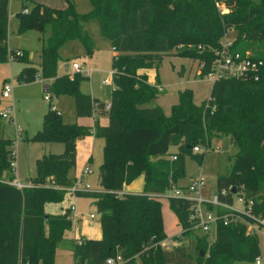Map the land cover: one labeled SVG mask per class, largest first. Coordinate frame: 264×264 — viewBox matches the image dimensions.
I'll return each instance as SVG.
<instances>
[{
  "label": "trees",
  "instance_id": "16d2710c",
  "mask_svg": "<svg viewBox=\"0 0 264 264\" xmlns=\"http://www.w3.org/2000/svg\"><path fill=\"white\" fill-rule=\"evenodd\" d=\"M32 4L27 14L18 12L19 31L38 29L43 35L40 51V77L52 80L43 86L50 96L73 97L76 117H89L102 102L79 90L88 75L80 72L57 73L60 49L74 41L92 52L84 23L97 19L102 36L110 42L112 55L110 109L107 123L92 126L65 123L53 106L43 116L42 127L29 141L63 144L60 154H49L36 161L34 186L17 189L0 182V264H54L58 244L71 230L68 210L46 214L45 205L59 203L65 192L53 186H70L76 167V142L87 136L104 140L99 167L102 190L77 192L76 197L94 200L100 215L101 238H81L72 242L73 264H104L105 258L119 253L122 264H233L259 257L256 235L247 234L242 222L218 225L213 241L206 235L194 236L189 220L192 201L168 198L171 210L192 234L194 250L180 245L163 249L159 242L163 228L158 195L185 176V157L202 164L212 139L229 137L237 151L227 171L216 177V195L232 203L235 195L253 202V211L264 216V40L243 41L232 48L262 61L258 80L223 79L212 84L209 97L195 104L192 90L178 93L177 102L165 115L158 105L148 106L159 95V84L148 81L141 70L157 69L162 57L184 42H201L202 47L218 46L221 37L233 29L239 35L264 34V0H91L93 9L79 14L69 2L64 9ZM230 11L222 14L217 5ZM9 0H0V62H28L27 50L7 47ZM238 7V11L233 8ZM48 26V33L46 27ZM204 45V46H203ZM207 46V48L209 47ZM20 51L22 54L16 55ZM199 52V51H198ZM206 73L213 58L210 50L197 54ZM201 74V75H202ZM37 77L36 68L24 67L16 78L28 83ZM214 106V109L212 107ZM10 141L0 136V179L9 172ZM177 147L176 159L164 157ZM204 149L193 152V147ZM143 175L141 193L118 196L124 185ZM235 190V193L232 192ZM202 252L204 254L202 255Z\"/></svg>",
  "mask_w": 264,
  "mask_h": 264
},
{
  "label": "rangeland",
  "instance_id": "374dc122",
  "mask_svg": "<svg viewBox=\"0 0 264 264\" xmlns=\"http://www.w3.org/2000/svg\"><path fill=\"white\" fill-rule=\"evenodd\" d=\"M36 3L58 9H64L70 2L75 11L79 14H87L92 11L93 6L91 0H34ZM255 3L261 0H252ZM26 8L31 10L32 4L25 0H9L8 4V26H7V47L14 50H27L28 62L22 60H9L5 63L0 62V112L9 110L8 118H0V136L8 139L11 143L10 149L16 151V170L14 177L34 184L33 178L36 174V161L43 159L49 154H60L63 151V144L58 142L42 143L38 141H29V139L41 129L43 116L51 106H54L65 123H78L82 125H91L93 116L87 118H77L74 111V101L71 96L52 97L51 102L44 99L43 86L48 84L40 77L39 63L40 51L43 47L42 33L35 28H27L19 31L18 12ZM238 11V7L233 8ZM230 10H228L229 12ZM91 44L92 52L85 56L84 46L80 41H74L71 44L64 45L60 51V64L57 73H70L65 71L63 64L72 63L79 64L82 69L87 70L88 78L79 82V90L82 93L95 97L100 102H110L112 86L105 85L103 79L109 78L112 72V49L110 42L105 39L100 30V24L97 19H89L84 23ZM48 33V26L46 30ZM261 42L264 40V34L253 32L250 34L239 35L233 29H229L222 37L223 43H231L232 47L243 41ZM201 42H184L173 49L172 52L163 56L161 63L157 69H151V74L144 71L150 82L155 83L158 79L159 95L153 99L148 106L158 105L162 108L165 115L170 113L171 106L178 100V93L186 88L192 90V98L195 104H200L202 100L209 97L212 82L206 80L200 75L204 61H200L197 57L199 52L204 49L210 50L214 54L218 50V46L202 47ZM199 51V52H198ZM78 54V55H76ZM83 56V57H82ZM84 64V65H83ZM35 67L37 77L28 83L19 81L16 76L24 67ZM210 67V66H209ZM72 72V71H71ZM142 72V71H141ZM140 73V72H139ZM5 83L12 86V92L8 97L2 95V88ZM50 95V94H48ZM50 105V106H49ZM98 116H96L97 118ZM106 118H101L104 123ZM19 128L26 131L15 140V129ZM21 133V131H20ZM212 149L206 154L203 163L200 165L191 157H185V176L175 183L178 186H186L196 175L203 176L205 187L202 189L206 198L216 191V177L224 174L230 166L229 158L237 151L233 146L229 137L221 136L212 139ZM102 139H97L91 146L92 153V174L88 177V183L92 189H101L99 181V167L102 162ZM177 152L176 146L169 148V154L164 158L172 161L170 154ZM143 176V175H141ZM2 178H9L11 174L3 171ZM139 182L134 183L133 189L139 188ZM171 188V187H170ZM170 188L165 192H169ZM164 192V193H165ZM161 205V214L163 228L167 238L172 240L173 247L184 245L190 251L194 250V239L192 234L183 233L182 226L178 222V218L171 210L168 199L163 196L159 198ZM94 200L87 197H75L70 193H65L64 198L59 203H48L45 205L44 212L46 214H60L67 211L70 206L76 205L80 216L74 219L73 226L70 231L65 234V239L60 242L56 248L54 264H73L71 256L72 242L81 238H95L101 236L100 215L96 210ZM235 205H238L235 203ZM95 214V218L91 219L89 215ZM194 236H202L197 230H191ZM259 260L260 264H264V235L258 234ZM101 238V237H100ZM214 236H207L206 240L210 244ZM140 254V253H139ZM136 254L138 264L141 263V257ZM204 252H202V255ZM233 264H255L251 262L236 261Z\"/></svg>",
  "mask_w": 264,
  "mask_h": 264
},
{
  "label": "built area",
  "instance_id": "2783aa9c",
  "mask_svg": "<svg viewBox=\"0 0 264 264\" xmlns=\"http://www.w3.org/2000/svg\"><path fill=\"white\" fill-rule=\"evenodd\" d=\"M218 10L225 14L230 10L223 3L217 5ZM23 13L27 14L28 10L23 9ZM22 52L17 51L16 55H20ZM262 65V61L254 59L251 54L246 52L234 51L231 43H223L219 41V49L216 50L213 54V58L210 61V67L207 72L200 75L212 82H218L223 79H236V80H258L259 78V67ZM204 66V63H203ZM203 68V67H202ZM72 72H80L83 75L87 74V70L82 69V67L77 63H72L70 65ZM112 72L110 75H112ZM105 85H111L113 87L111 76L109 78L103 79ZM12 92V86L8 83H5L2 88V95L8 97ZM50 94V93H48ZM45 94L44 99L49 102L51 96ZM54 109V106H53ZM104 109L108 111L110 109V102L104 104ZM214 109V106L212 107ZM9 110L1 111L0 118H8ZM20 129H15V136L20 135ZM204 149L199 146L193 147V152L201 153ZM205 152H209V149H206ZM171 160L176 159V156L173 154L170 156ZM16 151L11 149L9 152V178H1L0 182L7 183L17 189H23L28 187H33L34 184L30 182H24L16 177L14 173L16 170ZM92 174V169L90 166L85 165L81 168L79 173L74 177V182L70 186H57L52 183L49 186H53L54 189L62 190L65 193H70L76 196L77 192L93 191L90 184L85 181L83 178L88 177ZM205 187V180L203 176L196 175L186 186L174 185L170 188L169 192L162 193L158 195L159 198L165 196L167 199L170 197L192 201L193 205L190 208L189 220L194 224L191 226L194 230H197L203 235L214 236L216 228L218 225H229L231 223L242 222L245 226V231L247 234L251 235H264V216L256 214L253 211V202L251 200H245L242 195H235L233 197L232 203H224L218 200L216 192H213L209 198H206L202 192V189ZM118 196L123 195L121 191L116 193ZM237 203L238 205H235ZM68 217L74 221L78 217L76 212V206L72 205L68 209ZM91 219L95 218V214L91 213L89 215ZM170 238H165L159 242V245L163 249H171L173 244ZM173 243V242H172ZM124 259L122 256L117 253L114 256H108L105 258L104 264H122ZM75 264H84V263H75ZM255 264H260L259 257L256 258Z\"/></svg>",
  "mask_w": 264,
  "mask_h": 264
},
{
  "label": "crops",
  "instance_id": "0c3cea01",
  "mask_svg": "<svg viewBox=\"0 0 264 264\" xmlns=\"http://www.w3.org/2000/svg\"><path fill=\"white\" fill-rule=\"evenodd\" d=\"M113 52V51H112ZM76 55H78V54H76ZM113 55H114V53H113ZM83 57V56H82ZM65 64H68V68H67V70H66V68H65ZM84 65V64H83ZM63 67H64V70L65 71H70V65H69V63H64L63 64ZM142 71V72H141ZM141 71H139L140 73H143L144 71L146 72V71H148V75L149 74H151V69H149V70H141ZM71 72V71H70ZM58 74H60V73H58ZM88 78V77H87ZM43 81H45V82H48V84L52 81V80H46V79H42ZM149 81V80H148ZM150 82V81H149ZM150 83H152V82H150ZM48 84H46V85H48ZM45 86V85H44ZM61 96H68V95H61ZM53 96L51 95V98H52ZM93 98H95V97H93ZM51 102V100L49 101V103ZM103 103V102H102ZM105 103H107V102H105ZM105 103H103L102 105L103 106H101L100 108H95V110H94V112H93V114L91 115V117L93 116L94 118H93V123L91 124V125H86V126H92L93 124H94V122L95 121H97V122H99V124H101V125H106V123H107V119H105V122L104 123H102L101 122V118L103 117V118H106V116H107V114H106V110L104 109V104ZM75 111V110H74ZM60 114V113H59ZM75 116H76V114H75ZM96 116H98L97 118H96ZM90 117V116H89ZM77 118H81V117H77ZM82 118H87V117H82ZM20 131H21V134L19 135L20 136V138H23L24 137V134L26 135V137H27V134H26V131H24V130H22V129H20ZM18 136V137H19ZM18 137H16L15 136V140H13V141H16L17 140V138ZM97 139H101V138H95V137H93V136H87V137H85V138H83V139H80V140H78L77 142H76V167L74 168V170L72 171V176L73 177H75L78 173H79V171L81 170V168L83 167V166H85V165H88V166H90V168L92 169V163H93V159H92V153H91V146L93 145V143H94V141L95 140H97ZM104 145V140L102 139V146ZM102 160H103V157H102ZM102 163V162H101ZM89 177V176H88ZM88 177H84L83 179L85 180V181H87L88 182ZM136 181H138L140 184H139V188L138 189H133V187H134V183L136 182ZM143 186H144V178H143V176H139L137 179H135L132 183H130V184H128V185H124L123 186V188H122V190H121V192H122V194H128V193H141L142 192V190H143ZM93 190H101L100 188L99 189H93ZM76 197V196H75ZM76 206V205H75ZM77 208V207H76ZM76 212H77V209H76ZM77 214H78V216H80V214L81 213H78L77 212ZM101 236H99V237H93V238H91V239H99ZM85 238H89V237H85Z\"/></svg>",
  "mask_w": 264,
  "mask_h": 264
},
{
  "label": "water",
  "instance_id": "95a60500",
  "mask_svg": "<svg viewBox=\"0 0 264 264\" xmlns=\"http://www.w3.org/2000/svg\"><path fill=\"white\" fill-rule=\"evenodd\" d=\"M65 68H66V70H67V68H68V64H65ZM232 192L235 193V190H232Z\"/></svg>",
  "mask_w": 264,
  "mask_h": 264
}]
</instances>
